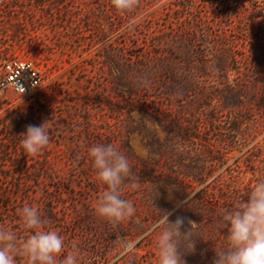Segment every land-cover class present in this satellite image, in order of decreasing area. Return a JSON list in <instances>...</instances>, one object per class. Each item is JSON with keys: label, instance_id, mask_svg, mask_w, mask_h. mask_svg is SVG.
<instances>
[{"label": "rangeland", "instance_id": "374dc122", "mask_svg": "<svg viewBox=\"0 0 264 264\" xmlns=\"http://www.w3.org/2000/svg\"><path fill=\"white\" fill-rule=\"evenodd\" d=\"M252 16H264V0H139L134 10L126 13L117 12L111 0H0V78L5 61L14 58L34 60L45 76L42 86L29 95L0 89V226L21 239L28 235L16 214L17 208L28 204L40 209L49 222L47 228L63 236L64 255L76 245L81 264H157V222L164 213H171L170 222L177 216L186 219V205L181 203L185 200L163 182L180 160L178 155L152 151L138 129L154 132L162 143L173 134L140 111L132 114L135 130L128 132L125 114L113 119L109 108L97 102V91L102 89H96L97 84L109 83L108 69L96 52L97 43L130 41L140 32L132 23L153 29L160 24L186 26L198 17L226 27L228 34L230 29H246L250 41L257 43ZM255 63L257 89L262 94L264 64L261 59ZM203 118L201 125L209 126ZM220 120L218 127L225 131L228 123ZM45 121L50 143L37 156H28L20 146V135L28 125L40 126ZM100 131L105 133L103 137ZM256 131V140L262 139L264 128L258 126ZM220 135V131L204 134L217 151ZM107 144L127 157L131 174L139 182L135 190L122 186L121 198L131 201L136 211L121 222L106 220L95 212L105 186L97 179L88 149ZM232 147L233 157L227 165L243 154L241 141ZM205 159L209 158L203 157L202 162ZM183 163L189 164L191 159L187 157ZM215 164L208 169L213 173L209 181L223 172L221 163ZM150 169L155 172L151 177L145 173ZM262 180L264 170L259 169L255 181ZM130 182L125 179V185ZM17 259L18 264H24L23 258Z\"/></svg>", "mask_w": 264, "mask_h": 264}, {"label": "trees", "instance_id": "16d2710c", "mask_svg": "<svg viewBox=\"0 0 264 264\" xmlns=\"http://www.w3.org/2000/svg\"><path fill=\"white\" fill-rule=\"evenodd\" d=\"M251 21L259 35L257 43L250 41L246 29H230L231 35L226 27L200 17L192 18L186 26L160 24L153 29L132 23L140 32L130 41L97 43L96 52L108 69L109 82L97 84L96 89L102 87L97 102L109 108L113 119L125 114L128 132L135 130L132 114L140 111L173 134L162 143L154 132L138 127L152 151L179 157L178 168L163 182L179 199L188 197L186 220L199 224L195 250L180 249L185 264H213L214 250L227 246V229L220 227L221 213L247 201L257 182L256 173L264 170V137L256 140V128H264V87L259 94L255 63L261 59L264 64V50L260 51L264 48V16H252ZM117 31L114 33L120 37ZM258 113L262 117L257 119ZM201 117L209 126L201 125ZM220 119L228 123L225 131L218 127ZM218 130L219 151L204 137ZM99 134L103 137L105 133ZM238 141L243 154L227 165L233 157L232 145ZM187 157L191 163L184 164ZM203 157L209 159L202 162ZM209 161L212 164L208 165ZM216 161L223 172L209 181L213 173L208 169H213ZM145 173L149 177L155 174L151 169ZM188 230L186 223L182 231Z\"/></svg>", "mask_w": 264, "mask_h": 264}, {"label": "clouds", "instance_id": "9594fccd", "mask_svg": "<svg viewBox=\"0 0 264 264\" xmlns=\"http://www.w3.org/2000/svg\"><path fill=\"white\" fill-rule=\"evenodd\" d=\"M138 4L139 0H111L119 13L131 12ZM20 136L24 152L37 156L50 143L48 121L40 126L28 125ZM88 157L98 181L105 186L96 204V214L113 222L133 216L134 205L121 198L122 186L133 190L139 187L127 157L112 144L90 147ZM126 178L131 179L127 185ZM187 200L188 197L181 203L187 204ZM16 214L28 235L21 239L11 229L0 226V264H18V257L23 258L24 264H81L76 245L64 255L63 236L46 227L49 222L38 207L25 204L16 209ZM169 215L171 213H164L157 222L160 228L156 236L157 264H185L180 249L195 250L199 224L181 216L170 222ZM221 216L220 227L227 229V246L214 250L213 264H264V180L252 185L247 201L237 202L231 210H223ZM185 223L189 225L188 231H182Z\"/></svg>", "mask_w": 264, "mask_h": 264}, {"label": "built area", "instance_id": "2783aa9c", "mask_svg": "<svg viewBox=\"0 0 264 264\" xmlns=\"http://www.w3.org/2000/svg\"><path fill=\"white\" fill-rule=\"evenodd\" d=\"M44 79L42 67L34 60L14 58L3 64L0 89L29 95L42 86Z\"/></svg>", "mask_w": 264, "mask_h": 264}]
</instances>
